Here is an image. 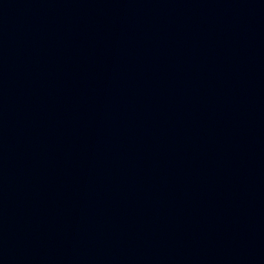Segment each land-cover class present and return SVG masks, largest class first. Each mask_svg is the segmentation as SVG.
<instances>
[{
    "label": "water",
    "instance_id": "obj_1",
    "mask_svg": "<svg viewBox=\"0 0 264 264\" xmlns=\"http://www.w3.org/2000/svg\"><path fill=\"white\" fill-rule=\"evenodd\" d=\"M0 264H264V0H0Z\"/></svg>",
    "mask_w": 264,
    "mask_h": 264
}]
</instances>
